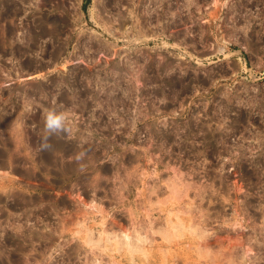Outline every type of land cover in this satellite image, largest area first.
Masks as SVG:
<instances>
[{
  "label": "rangeland",
  "instance_id": "1",
  "mask_svg": "<svg viewBox=\"0 0 264 264\" xmlns=\"http://www.w3.org/2000/svg\"><path fill=\"white\" fill-rule=\"evenodd\" d=\"M0 264H264V0H0Z\"/></svg>",
  "mask_w": 264,
  "mask_h": 264
},
{
  "label": "clouds",
  "instance_id": "2",
  "mask_svg": "<svg viewBox=\"0 0 264 264\" xmlns=\"http://www.w3.org/2000/svg\"><path fill=\"white\" fill-rule=\"evenodd\" d=\"M45 137L47 140L48 135L56 134L61 131L67 130V117L66 113L58 111L57 109H49L45 115ZM47 147V145H43Z\"/></svg>",
  "mask_w": 264,
  "mask_h": 264
}]
</instances>
